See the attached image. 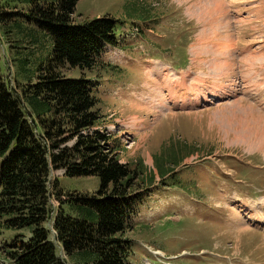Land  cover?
<instances>
[{
	"label": "rangeland",
	"instance_id": "obj_1",
	"mask_svg": "<svg viewBox=\"0 0 264 264\" xmlns=\"http://www.w3.org/2000/svg\"><path fill=\"white\" fill-rule=\"evenodd\" d=\"M104 16L118 20L120 44L103 55L117 70L68 75L95 84L122 162L156 174L132 214L128 264H264V149L240 123L264 116V0L79 1L78 23ZM14 72L7 61L13 86ZM169 155L179 163L163 178L156 161ZM64 173L52 179L66 194L100 189L98 176Z\"/></svg>",
	"mask_w": 264,
	"mask_h": 264
},
{
	"label": "trees",
	"instance_id": "obj_2",
	"mask_svg": "<svg viewBox=\"0 0 264 264\" xmlns=\"http://www.w3.org/2000/svg\"><path fill=\"white\" fill-rule=\"evenodd\" d=\"M79 1L0 0V256L8 264H128L132 214L156 178L142 159L122 162L120 141L100 128L95 84L68 75L117 70L103 55L120 44L118 20L78 23ZM169 156L156 161L163 178L179 163ZM59 170L98 176L100 189L66 194L52 179Z\"/></svg>",
	"mask_w": 264,
	"mask_h": 264
},
{
	"label": "bare ground",
	"instance_id": "obj_3",
	"mask_svg": "<svg viewBox=\"0 0 264 264\" xmlns=\"http://www.w3.org/2000/svg\"><path fill=\"white\" fill-rule=\"evenodd\" d=\"M219 3L221 4V2L219 1ZM209 7V6H208ZM206 7V8H208ZM213 8V7H212ZM211 9V8H210ZM207 11V10H206ZM208 14V13H207ZM246 51V50H245ZM263 60V59H262ZM220 64V63H219ZM224 64V63H223ZM229 65L228 63H226L225 65L223 66H227ZM254 67V66H253ZM223 68V67H222ZM261 70V69H260ZM231 73V72H230ZM161 83V82H160ZM155 95V94H154ZM206 100H208V97H205ZM205 100V99H204ZM235 107V106H234ZM251 108V107H250ZM143 109V108H142ZM248 111V110H247ZM244 115V114H243ZM237 116V115H236ZM235 116V117H236ZM241 116V115H240ZM244 119L241 123V128L243 129L244 133L251 139L252 142L251 143V148H257V149H264V138L263 137H260V136H264V128H262V126H260L261 128L259 127H256L259 123L261 122H264V116L262 114H260V116H258L259 118L255 119L256 120H250L247 116H243ZM240 119V118H239ZM252 119V118H251ZM240 128V129H241ZM237 137L240 138L241 135H240V130L238 129L237 131ZM264 221V219H263ZM236 223L237 225H239V231H242L245 229V226H246V223H247V220H240V219H237L236 220ZM238 227V226H237ZM244 228V229H243Z\"/></svg>",
	"mask_w": 264,
	"mask_h": 264
}]
</instances>
